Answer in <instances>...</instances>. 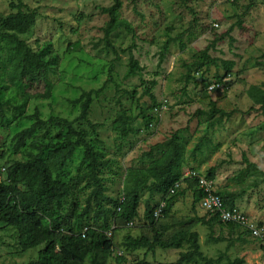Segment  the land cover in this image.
I'll list each match as a JSON object with an SVG mask.
<instances>
[{
	"label": "rangeland",
	"instance_id": "374dc122",
	"mask_svg": "<svg viewBox=\"0 0 264 264\" xmlns=\"http://www.w3.org/2000/svg\"><path fill=\"white\" fill-rule=\"evenodd\" d=\"M12 1L16 0H0V14L12 12ZM22 1L27 9L38 12V19L20 39L36 51L51 43L57 66L43 83L31 87L16 83L14 88L29 98L27 113L38 109L45 119L75 118L80 109L72 101L84 91H98V96L93 95L90 119L101 125L102 146L106 157L113 160L104 171L106 198L122 196L126 170L146 168L165 149L154 147L176 134L178 141L187 146L183 173L195 171L207 176L215 167L218 191L245 190L236 205L264 226V183L255 184L256 177L243 160L245 155L264 171V117L250 93L252 85H264V0H124L120 17L132 25L135 37L119 28L110 36L113 49L104 41L109 17L102 11L113 5V0ZM168 40L172 41L171 46L160 62L161 49ZM133 43L136 47L132 53L144 70L128 77L129 47ZM206 48L218 66H193L200 51ZM228 61L235 63L229 74L223 66ZM188 66H192L190 74L194 76L189 82ZM217 75L225 81L226 88L210 92L207 84L216 80ZM152 81L157 83L151 90L159 104L157 109H150V97L144 94ZM213 103L231 115L224 116L219 123L220 114L213 115ZM122 110L133 117L132 126L139 132L127 140H122L113 128ZM141 110L154 117L148 129L144 127ZM2 140L0 135V145ZM200 143L201 151H195ZM75 158L74 163L79 156ZM5 176L6 172H1L0 180ZM190 181L187 178L183 183L184 191L190 192L174 199L170 216L158 219L154 228L144 219V204L132 226L112 218L106 233L112 231L113 252L107 257L103 252L105 263L119 264L117 258L123 257L122 264H182L181 253L191 249L188 243L181 249L157 248L154 252L142 248L129 250L125 244L129 235L152 238L159 230L167 239L177 230L189 229L198 233L200 250L215 260L213 264H233L236 259L241 264H264V235H244L239 240L238 232L243 229L231 235L226 226L215 224L209 228L200 222L210 217L199 204L192 206ZM195 188L198 189L197 185ZM89 192L90 189L78 191L82 205L86 204ZM149 195L145 193L143 199ZM108 199L105 201L110 204ZM157 201L160 202L158 195L154 199ZM220 236L224 240H215ZM40 249L21 251L15 230L0 224V264H30L37 260ZM195 260L188 264H206ZM91 261L90 255L85 264Z\"/></svg>",
	"mask_w": 264,
	"mask_h": 264
},
{
	"label": "trees",
	"instance_id": "16d2710c",
	"mask_svg": "<svg viewBox=\"0 0 264 264\" xmlns=\"http://www.w3.org/2000/svg\"><path fill=\"white\" fill-rule=\"evenodd\" d=\"M123 1L113 0L112 6L102 10L109 17L104 28V41L108 48L113 49L110 36L121 27L135 37V29L120 17ZM10 8L11 13L0 14V135L3 138L0 145V173L3 175L6 172L4 180H0V224L15 230L21 251L41 247L37 260L30 264H85L90 255L91 264H106V257L113 252V238L106 233L111 227L112 218L119 220L124 226H132L139 217L140 206L144 204V219L154 228L158 219L170 216L173 200L184 192H190L184 191L182 187L169 194L171 187L183 178L187 146L178 141L176 134L157 144L154 148H165L160 157L152 158L146 168L131 167L126 170L121 194L124 199L121 200V196L106 198L104 171L110 168L113 160L106 157V150L102 146L99 134L101 125L90 119L93 95L98 96V91H84L78 99L72 101L80 109V113L73 119L60 116L45 119L38 109L32 114L27 113L29 98L20 94L14 84L25 83L31 87L43 83L56 69L57 56L52 54L51 43L36 51L19 37L36 25L38 12L27 9L22 0L12 1ZM171 42L168 40L163 45L160 62ZM135 47V43L129 47L128 77L140 75L144 70L132 53ZM208 50L206 48L200 51L193 66H218ZM234 65L230 61L223 63L227 74ZM262 66L264 67V63ZM191 70L192 66H188L187 82L194 79L190 74ZM214 81L224 83L226 88L222 77L217 75ZM156 85V81H152L149 87H145L144 94L150 97L152 103L150 109H157L159 105L151 91ZM218 91L220 90L216 92ZM250 93L264 117V85H252ZM212 108L213 115L220 114L219 123L224 116L231 115L218 109L215 103ZM141 113L144 127L148 129L154 117L147 116L145 110H141ZM132 122L133 117L125 110L114 120L113 128L122 140L139 133L133 128ZM202 146V143L197 145L195 151H201ZM19 155L23 158L20 159ZM75 156H79L76 163ZM243 160L252 176L256 177L255 184L258 186L264 183V171L256 163H251L245 155ZM216 171L215 167L210 169L206 177L214 181ZM189 179H192L188 186L193 191L192 206H196L204 194L195 188L197 179ZM87 189L90 192L86 204L82 205L77 197L78 191ZM215 192L228 208L236 206L237 199L245 194V190L218 191L216 186ZM145 193L150 194L147 199H143ZM157 195L160 196V202L158 200L155 203ZM107 199L110 204L106 203ZM161 203L165 205L161 206ZM158 210L161 212L160 216L155 217ZM200 222L209 228H213L215 224L226 226L231 235L243 229L244 231L238 232L239 240L244 235L252 236L247 227L232 222L224 223L218 215L208 220L202 218ZM256 224L264 227L261 222ZM85 228L88 230L83 238ZM198 239V233L189 229L177 230L167 239L161 231L156 230L152 238L127 236L125 246L129 250L142 248L154 252L157 248L181 249L188 243L191 249L181 253L179 263L188 264L200 259L206 264H213L215 260L206 257L200 250ZM215 240H224V237L220 236ZM239 260L236 259L233 264H241ZM117 262L122 264L124 258L118 257ZM138 264L155 263L143 261Z\"/></svg>",
	"mask_w": 264,
	"mask_h": 264
},
{
	"label": "built area",
	"instance_id": "2783aa9c",
	"mask_svg": "<svg viewBox=\"0 0 264 264\" xmlns=\"http://www.w3.org/2000/svg\"><path fill=\"white\" fill-rule=\"evenodd\" d=\"M218 26V25H216ZM207 89L210 92H216L217 90L224 89V83H218L212 81L211 84H208ZM184 178H196L197 187L204 194L202 199L199 202L200 207L204 210L205 213H208L209 217L219 216L220 220L224 223H237L242 226L247 227L253 237H262L264 235V227H258L256 222L248 216L246 212L241 210L237 205L228 208L224 205V201L215 192V183L213 180L208 179L206 176L200 175L195 171H187L184 173ZM183 186L182 181L176 182L170 189L169 194L175 193L178 189ZM124 199V196H121V200ZM165 205L161 203V206ZM160 210L157 211L155 217L160 216ZM132 225V223H129ZM88 228H85L82 232V237H86V232ZM108 236H112V231L109 232Z\"/></svg>",
	"mask_w": 264,
	"mask_h": 264
},
{
	"label": "clouds",
	"instance_id": "9594fccd",
	"mask_svg": "<svg viewBox=\"0 0 264 264\" xmlns=\"http://www.w3.org/2000/svg\"><path fill=\"white\" fill-rule=\"evenodd\" d=\"M183 176H184V173H183ZM186 178H187V177H186ZM186 178H184V177L182 178V180H181L182 183H184V181H185ZM188 178H189V177H188ZM182 187H183V186H182ZM182 187H181V188H182ZM203 211H204V210H203Z\"/></svg>",
	"mask_w": 264,
	"mask_h": 264
}]
</instances>
